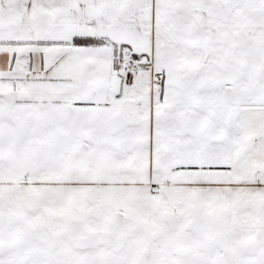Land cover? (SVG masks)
<instances>
[{"label": "snow or ice", "instance_id": "snow-or-ice-1", "mask_svg": "<svg viewBox=\"0 0 264 264\" xmlns=\"http://www.w3.org/2000/svg\"><path fill=\"white\" fill-rule=\"evenodd\" d=\"M0 264H264V0H0Z\"/></svg>", "mask_w": 264, "mask_h": 264}]
</instances>
